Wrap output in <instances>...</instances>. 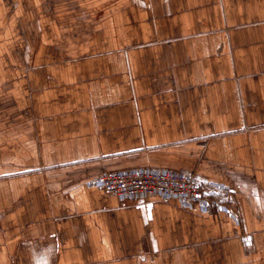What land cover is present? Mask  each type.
<instances>
[{"label": "crops", "instance_id": "0c3cea01", "mask_svg": "<svg viewBox=\"0 0 264 264\" xmlns=\"http://www.w3.org/2000/svg\"><path fill=\"white\" fill-rule=\"evenodd\" d=\"M140 166L241 225L85 185ZM0 264H264V0H0Z\"/></svg>", "mask_w": 264, "mask_h": 264}, {"label": "built area", "instance_id": "2783aa9c", "mask_svg": "<svg viewBox=\"0 0 264 264\" xmlns=\"http://www.w3.org/2000/svg\"><path fill=\"white\" fill-rule=\"evenodd\" d=\"M87 187H95L115 195L120 201H146L152 198L174 199L187 209L209 212L224 211L236 226L241 225L240 214L219 198L210 196V189L229 191L230 185L206 179L203 175L183 168L140 166L105 171L88 179ZM243 243L253 251V236L244 229Z\"/></svg>", "mask_w": 264, "mask_h": 264}]
</instances>
